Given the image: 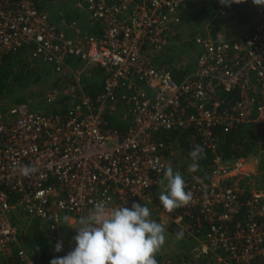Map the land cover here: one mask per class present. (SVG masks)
I'll use <instances>...</instances> for the list:
<instances>
[{
  "label": "built area",
  "instance_id": "obj_1",
  "mask_svg": "<svg viewBox=\"0 0 264 264\" xmlns=\"http://www.w3.org/2000/svg\"><path fill=\"white\" fill-rule=\"evenodd\" d=\"M191 1L74 0L83 23L55 21L37 0H0V65L30 46L32 60L71 78L51 89L47 102L68 96L72 103L64 113H50L0 102V264H35L24 221L46 224L65 256L75 247L71 227L100 200L110 207L155 205L160 223L191 241L183 253L190 260L181 264H264V149L226 159L217 135L264 125V6L240 3L251 10L241 40L223 30L197 35L195 67L176 79L159 56ZM72 58L82 64L73 66ZM97 71L102 86L93 97L83 78ZM120 117L125 129L110 121ZM173 129L192 130L214 159L209 183L186 178L191 202L168 212L156 188L177 154L160 134ZM19 165L37 171L25 177L14 170ZM156 259L176 264L171 256Z\"/></svg>",
  "mask_w": 264,
  "mask_h": 264
},
{
  "label": "trees",
  "instance_id": "obj_2",
  "mask_svg": "<svg viewBox=\"0 0 264 264\" xmlns=\"http://www.w3.org/2000/svg\"><path fill=\"white\" fill-rule=\"evenodd\" d=\"M52 1L53 0H37V3L39 9L49 13L53 17L51 13V11H53L51 6ZM207 4L208 6L204 7V11L209 16L218 15L222 17L221 19L224 21H237L240 24H247L250 21L249 15H246L243 10L239 9L240 4L233 3L229 7L226 5H221L219 0H211V2ZM222 11L225 12V14H222ZM77 13L78 12L75 10L71 14L68 12L66 15L57 13V17L53 19L55 21L62 19L67 21H72L74 19L77 20L79 19V15H74ZM220 22L223 24L221 20L213 21L212 19V33L217 34L222 30L223 25L220 24ZM30 51V46L23 47L16 53L8 54L4 58L3 63L0 65V102L3 104V106H6V104L4 105L6 102H11L13 105L18 103H28L31 98L27 92H24L25 89L32 84V81H41V78L44 75L48 78H54L52 84L53 88H62L71 81L68 72L54 75L52 67L32 60ZM74 60L75 59L73 58L69 60L73 66H75V63L73 62ZM160 64L164 66V62ZM173 74L176 79H180L186 74V71H181L174 68ZM102 79L101 71L94 72L92 76L85 75L83 80L89 95L93 97L97 95V92L102 86ZM44 91L47 93L49 90L44 89ZM46 93L44 94V103L48 104L46 111L50 113H64L72 105L68 96L60 100H56L54 103H48L46 99L48 93ZM42 105L43 104L37 106L39 107ZM110 121L112 124L117 125V127L125 129V122H122V119L116 118L114 120L111 118ZM192 132L193 131L189 129H173L168 132H161L160 134L168 145H174V150L176 152H183L187 170L189 164L192 162L189 152L193 150L196 145H200V143L198 144L197 140L192 138ZM217 135L219 136L218 150L222 152L226 159L235 160L241 157L258 155L264 149V125L255 126L254 124H244L238 128H233L228 132L219 129L217 130ZM205 154V158L199 161L200 167L198 171H187L186 176L185 173L183 174L184 177L197 179L204 184L209 183L214 156L209 151H206ZM141 204L149 205L150 203L141 202ZM119 207L122 206L118 205L116 208ZM24 225L27 229L24 235L25 245L35 260V264H50L51 259L55 257H63V250L60 252H55L54 245L51 243L52 240L49 238L48 229L46 225H44L40 220L31 221L29 227H27L26 222L24 221ZM65 238L67 241L70 240V238H72V234H68V236ZM183 253L185 252H181V255L175 256L173 259L174 263L181 264L183 260L185 261L187 259V256H183Z\"/></svg>",
  "mask_w": 264,
  "mask_h": 264
},
{
  "label": "clouds",
  "instance_id": "obj_3",
  "mask_svg": "<svg viewBox=\"0 0 264 264\" xmlns=\"http://www.w3.org/2000/svg\"><path fill=\"white\" fill-rule=\"evenodd\" d=\"M242 2L244 0H219L221 5L229 7ZM252 2L264 6V0ZM189 156L192 162L188 171H198L199 161L206 156L203 147L196 145ZM14 170L27 177L37 168L35 165H19ZM159 183L164 187L158 198L166 211L172 212L191 202L193 195L190 190H185L187 185L182 174L170 165L163 171ZM71 228L77 231L73 237L74 249L63 257L51 259L50 264H158L156 255L166 241L165 226L152 219L150 209L138 202H133L131 208H116L100 200ZM176 237L183 238V231H178ZM54 250L62 251V241L55 244ZM186 256L185 262L190 260L187 253Z\"/></svg>",
  "mask_w": 264,
  "mask_h": 264
},
{
  "label": "rangeland",
  "instance_id": "obj_4",
  "mask_svg": "<svg viewBox=\"0 0 264 264\" xmlns=\"http://www.w3.org/2000/svg\"><path fill=\"white\" fill-rule=\"evenodd\" d=\"M73 4H74V0H53L51 3L53 9L51 13L53 15V18L57 17L56 15L57 13L66 15L68 14V12L71 14L75 10L79 14L77 13L74 15L75 16L79 15V20L85 23L86 17L82 15V13L77 11L74 8ZM206 6H208V4L205 3L204 1L194 0L188 2L186 7L182 10L181 23L176 26L175 34L172 36L171 39L172 42L159 56V62L160 63L164 62V67L170 69L172 72L174 71V68L181 71H186V73L193 70V67L195 65L199 53V49L194 44V38L197 35L204 34L205 32L212 29L211 26L212 19L213 21L221 20L223 24L221 22L220 24L223 25L222 30L224 31V35L227 38L235 39L236 41L241 40L244 31L248 29V27L250 26V22L247 24H240L237 21H224L221 19L222 17L218 15L209 16L204 11V7ZM239 9L243 10L246 15H249L251 11L248 2L242 5L240 4ZM73 62L75 63L76 67L82 64L80 60H74ZM53 81L54 78L52 77L48 78L45 75L42 76L41 81H35V82L32 81V84L24 91L27 92V94L30 96L31 99L28 101V103H18V104L27 105L31 110L40 109L46 111L47 110L46 107L48 106V104L44 103L45 102L44 94L46 93L44 89L51 91V89L53 88L52 86ZM5 104L6 106H9L12 103L6 102L4 103V105ZM40 104L43 105L38 107L37 105ZM119 119H121V117ZM168 163L173 168L174 171H179L182 174L184 180L186 179V177H184L183 174L185 173L186 176L187 175L186 172L188 170L182 151L177 152L175 157L170 156V159H168ZM163 187L164 185L161 184L157 186L156 195H158V197ZM145 206H147L150 209L152 214V219L160 223L159 221L160 212L158 211L156 206L153 204H149V205L145 204ZM163 225L165 226L166 241L161 251L157 254L163 257L171 256L175 258L176 255H181V252L189 253L188 248H190L191 241L184 236L181 239H177L176 233L178 231L174 227L168 226V224H163ZM65 240L67 241V239ZM67 242H69V240ZM197 263L213 264L211 259L198 260Z\"/></svg>",
  "mask_w": 264,
  "mask_h": 264
},
{
  "label": "crops",
  "instance_id": "obj_5",
  "mask_svg": "<svg viewBox=\"0 0 264 264\" xmlns=\"http://www.w3.org/2000/svg\"><path fill=\"white\" fill-rule=\"evenodd\" d=\"M194 67H195V65H194ZM194 67H193V69H194ZM11 106V105H10ZM4 107H6V106H4ZM123 122V121H122ZM124 125L126 126V125H128V122H125L124 123ZM44 224V223H43ZM44 225H46V224H44ZM47 227V226H46ZM67 230H68V234H70L71 233V230H70V228L68 227L67 228ZM48 234H49V232H48Z\"/></svg>",
  "mask_w": 264,
  "mask_h": 264
}]
</instances>
